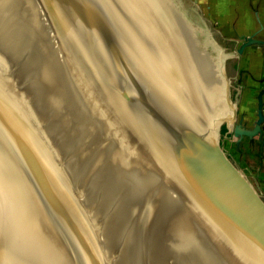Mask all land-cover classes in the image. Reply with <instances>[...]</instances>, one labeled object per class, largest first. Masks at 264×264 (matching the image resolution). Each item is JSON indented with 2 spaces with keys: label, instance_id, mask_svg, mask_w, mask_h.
<instances>
[{
  "label": "water",
  "instance_id": "water-1",
  "mask_svg": "<svg viewBox=\"0 0 264 264\" xmlns=\"http://www.w3.org/2000/svg\"><path fill=\"white\" fill-rule=\"evenodd\" d=\"M31 1L49 51L71 48L72 41L81 47L80 64L85 66L84 75L91 82L90 98L106 104L100 103L98 110L120 131L119 137L125 134L113 122L114 110L107 108L109 101H115L117 109L124 108L122 112H129L131 118L138 117L139 133H130L134 142L129 132L125 138L131 146L134 144L135 155L140 145L142 165L154 171L153 175L150 170L148 173L153 177L149 184L156 207L147 228L152 224L151 232L158 227L164 233V264H264L263 197L220 148L222 124L237 137L263 138L264 92L257 98L254 130L235 127L241 91L237 89L235 102L231 101V83L225 72L231 55L214 42L194 5L186 0H156L160 7L166 4L174 10L168 28L184 47L191 30L207 40L213 52L218 51L222 94L220 100L216 97L217 105L203 100L192 85V102L180 99L157 70L156 55L149 51L145 54L135 36L125 31L123 20L134 19L136 13L134 6L132 11L129 9L130 0ZM64 18L80 33L74 34L76 40L72 31L62 28ZM252 43L248 40L241 51ZM4 61L0 57L1 66ZM19 82L12 71L0 67V114L8 115L0 123V264H162L140 254V241L133 244L135 254L126 252L123 245L119 250L121 233L125 240L131 237V225L123 228L121 215L113 230L101 227L99 234V226L104 223L101 211L89 199L94 190H89L87 181L84 184L85 180L81 182V176L70 170L73 158L53 153L57 149L44 129L45 119L36 108L23 107L26 102L36 105L38 92L32 95ZM2 83L9 99L2 97ZM219 105L222 111L218 114ZM1 107L8 109L7 114ZM33 112L44 125L30 122ZM101 134L104 136L103 132L98 135ZM96 139L98 146L109 143L106 137L103 141ZM93 145L96 152L97 145ZM100 156L101 153L100 160L106 158ZM108 165H112L110 159ZM97 175L95 171L91 181ZM141 175L142 180L148 179L146 173ZM139 206L134 205L136 212ZM140 217L136 214L143 230ZM136 233L141 234L138 230Z\"/></svg>",
  "mask_w": 264,
  "mask_h": 264
},
{
  "label": "bare ground",
  "instance_id": "bare-ground-1",
  "mask_svg": "<svg viewBox=\"0 0 264 264\" xmlns=\"http://www.w3.org/2000/svg\"><path fill=\"white\" fill-rule=\"evenodd\" d=\"M14 1L16 2V4L13 3ZM130 1L133 4L130 3L129 9L132 11V7L134 6L136 13H134V19L130 17L131 19L123 20V23L125 25L124 27H126L125 31H128L130 34H133L135 36L136 43L140 45V49H143L145 54L146 51H149L156 55L158 64L157 70L163 75L166 81L167 75L171 77L173 86L172 88L177 91L178 96L181 100L191 103L193 96H195L192 92L191 85L195 87L197 93L202 92V88L197 81V68H199L200 66V55L202 54V51L204 52L203 42L209 48L213 49V47H210L207 43V40L201 37L196 31L191 30L188 31V34L191 41L195 43L194 46L196 47H192L191 45H189V42L187 43L188 45H185L184 47V44L180 41L175 32L173 33L168 28V26L171 25L170 16H175L174 10L170 8L169 5H163V8L167 12L166 13L164 9L160 7L159 3L156 2V0ZM178 1L180 2V0ZM126 2L129 1L126 0ZM8 6H11V15L13 12V8L16 9L18 14L17 16L19 17L20 15V18L18 19L20 20L19 22L21 25L20 30L21 32H23V34L26 35V42L23 40V38H18V32L13 30V27L11 26L12 24L8 22V20H10L8 16ZM34 8L35 6L31 0H0V25L5 29V32L8 31L9 34H12V37H14L12 41L13 46L20 54V56L24 59V61H26V64L43 76L44 80H46L49 86H51L50 89L51 93L54 94L53 96H56L54 89L56 88L57 91H61V93H64L65 96L67 94L69 100L74 103L73 104L70 101L72 109L70 106L68 107L66 113L67 117H65L66 119L68 118V116H72L74 119L79 117L74 120L75 123H81L82 126L86 128L89 127L90 130L91 128H95L96 130H98L99 128H104L105 130L107 129L106 131L103 130L104 136L106 138H108V135L110 133H112L114 136H118L120 131L118 133L117 131H115V133L111 131V129L115 125L113 126L110 121H105L104 124H101L95 112L93 111L90 113V116L94 118H89L85 112L89 108L86 109V107H83L81 109V107L77 103V99H74L72 97L75 96L80 98V94L82 92H88V96L91 95V82L89 78L87 79L84 75L86 74L84 70L85 66L80 64L82 54L79 56V53L81 52V47L78 46L77 43L72 41L69 43L71 48H59L55 49L54 52L49 51L46 46V44L49 43L46 42L44 37L42 38L43 30L38 23L39 18L37 16V11ZM138 8L143 11V14L146 15L145 17L141 16ZM138 15H140L139 19ZM13 16L15 17L16 15ZM64 20L65 21L63 22L62 28L69 32L72 31L74 39L76 40L77 37L75 35L77 34L80 36V33L73 25H71L70 23H66V21H68L66 18H64ZM190 26L191 24L188 25V28ZM105 27L107 29V26ZM63 36L65 37V33L63 34ZM19 39H21L25 43L32 44L34 46V49H32V51L29 50L28 45L22 44ZM190 43L192 44V42ZM216 52L219 60V53L218 51ZM53 54H57L58 57L54 56ZM143 57L145 58V55H143ZM57 81H60L61 84H64L65 92H62L61 88H57ZM3 87L4 86L2 83L1 94L3 98L7 99L8 97L4 94ZM108 90L114 94L111 88H109ZM114 91L116 92L115 89ZM22 95L26 96V93L23 92ZM38 96L40 95L38 94ZM104 98V100H107L106 95L104 96ZM38 99L40 100L41 96L38 97ZM69 100H66L67 103ZM41 102H43L42 99ZM53 102V108L51 107L52 110L55 111L56 115L61 116L57 102ZM102 102L103 101H96V103H94V106L100 103L103 104L104 102ZM114 102L109 101L107 107L110 110H114L111 112V115L115 118L113 122H116L120 125L121 129L123 130L122 133H124L125 136H128L127 132H129V135L130 133L134 134L133 131L138 134V131L140 130V122L139 119H137L138 117L136 118L132 115L131 118L129 112H122V110L125 111L124 108L119 107V109H117ZM28 103L29 102L23 104V107L27 108L28 105V108L29 106L32 107V109L36 108L39 112L38 100L35 103L36 106L33 103L30 105ZM104 105L106 107L105 103ZM1 108H3L5 113L7 114L8 109L6 110V107ZM94 110L99 112L97 108ZM45 113L39 112V114L44 119L46 118ZM6 116L0 114V123H2L1 121H6ZM47 121L48 123L46 122V126L44 127V129L46 130L48 136L51 138L50 141L53 143L52 145H54L55 149H57L58 151L57 152L56 150H53V153L55 154L56 152L57 155L59 153L61 157L65 156V158L67 157V159H69V157L73 158L70 170L75 172V174H78V177L81 176V182L85 180L84 184L87 181V188L89 190H94V194L92 192V195H90L91 198L89 197V199H91V201L93 200V202L91 203H93L94 207L99 212L101 211L100 214L103 213L101 218L103 219L104 225L99 226V234L102 232V230L100 232L101 227L103 229L105 228V231H108V228L112 230L114 229V227L117 225L118 214H121L123 228L129 225L134 226L137 221V214V216H141L140 221L142 220L144 224L143 230H138V232L141 234L138 236V238L136 237L135 233H131L130 238H128L129 235L127 234L126 236L128 239L125 240L124 234L121 233L123 239L121 240L120 245H123L125 247L126 252L135 254L133 244H135V241H140L143 248L140 253L141 255L143 254L144 257L147 255L149 258L164 264V260H162L164 259V233H162L158 227L155 233L151 232V229H153L152 224L148 226L149 230L147 228L149 220L153 221V215L151 211L154 213V208L156 207L154 200L155 197L153 198V195L150 192V190H152L153 188H151L149 184L150 180L153 179L151 175H153L154 171L152 173L149 168L147 169V166L144 163L142 165L139 152L141 151L140 145L138 146V149H136L137 155H135V151L132 150V146L134 144H132L131 146L129 141L127 142L125 136H123L122 134L120 137L118 136L123 148L120 146L116 148L114 146L111 147L113 151H110V153L112 154L114 159L110 162L112 165L109 167L108 162L107 164H105L104 160H100L98 158V151L95 152V150L90 146L85 148L83 147V144L86 142V137L88 135L79 134L73 137H68L61 133L65 132V130L61 127L66 128L68 125H60V121H56L55 123H53L50 121L49 117H47ZM30 122L36 123L39 126H42L43 124L41 119H39L34 114V112ZM75 123L74 125H71V131L73 129L77 130V125ZM52 128L55 130V132H57L58 140L54 138L57 135L53 132ZM90 130L88 131L89 134L92 131ZM50 131H52V135H50ZM104 136H102L101 134V136H98V139L100 141H103L105 140ZM130 138L134 142L131 135ZM124 139L126 140L125 144H123ZM129 146L131 147L130 150ZM6 151H10L9 148H6ZM133 157L135 158L134 162H132ZM83 163H85L86 165L80 168L79 166ZM98 166L99 169L97 168ZM149 170L151 173L150 176L148 173ZM95 171L98 172V175L96 177L94 176L93 180L91 181V177L95 173ZM141 173H146L148 179L142 180ZM136 203H139L140 205L139 211L137 212L134 208V205ZM118 211H120V213H118ZM102 235H104V232L102 233Z\"/></svg>",
  "mask_w": 264,
  "mask_h": 264
},
{
  "label": "rangeland",
  "instance_id": "rangeland-1",
  "mask_svg": "<svg viewBox=\"0 0 264 264\" xmlns=\"http://www.w3.org/2000/svg\"><path fill=\"white\" fill-rule=\"evenodd\" d=\"M186 1L189 4L191 3L194 5V8H196L195 10H197L198 15L201 17L202 21L207 25V28L211 33L214 42H216L220 46V48L224 50L226 55H231V58H229L225 64L226 76L231 83V89H230L231 101L235 102V99L238 95L237 89H240L241 91V95L239 96L240 103L238 106V113L241 109L240 111L241 114L240 113L238 114V119L235 127H239L243 131L254 130L253 124L255 123L256 125L258 121L257 102L256 99L254 100V98H258L259 94L261 92H264V66L262 67L260 65L262 64L263 57L262 59L260 57H254L251 60L250 50L248 49L250 47H253L254 49L260 51L261 53L262 52L264 53V37L262 40L260 38L257 39L256 36L253 37L252 35H249L248 33L249 30L247 31V33L243 34V36H241V33H239L238 30L240 29L241 24H243L244 22L243 14L248 12L249 8L243 7V5L238 4V2L234 0H186ZM11 6L10 7L8 6L9 7L8 16L9 19L11 20V21L8 20V22L12 24L11 26L13 27V30L18 32L17 33L18 38H23V40L26 42L27 37L20 30V26H21L19 22L20 20H18L20 18V15L19 17L17 16L18 15L17 11L14 8L12 10L14 14L12 12L11 15ZM13 15H16L17 17L15 16L16 17L15 18ZM187 37H189V35ZM13 39L14 37H12V34L10 35L8 31L5 32V29L0 25V44H1L0 57H3L5 59L3 65L1 66L0 64V67L5 68V70L12 71L13 75H15L17 79L20 80L19 85L21 86V88L26 89L27 91H29V93L35 96L38 92L43 102H41V99L39 100L38 98H36V102L38 100L40 113H45L46 111L45 121L47 123H48L47 117H49L50 121L53 123H55L56 121H60V125L62 124L68 125L66 128L61 127L62 129L65 130V132H61L62 134L68 137L69 136L73 137L79 134L88 135L86 137L85 147L90 146L93 148L94 143H96L97 145L98 141L97 142L95 141L96 138L94 136L98 137L99 136L98 134L100 132H103V130L105 129L99 128V130H96L95 128L94 129L91 128L92 130L91 131L89 127L86 128L82 126L81 123H75L74 120L79 117L74 119L72 116H68V118L66 119L65 117H67L66 113L68 107L70 106L72 109V105H71L72 101L69 100L67 94L66 97L64 93H61V91H57L56 88H54L56 96H53L54 94L51 93V89H50L51 86H49L46 80H44L43 76L39 74V72L33 70L29 65H27L26 61H24V59L17 52V50L12 44ZM19 40L22 44L28 45L29 50L32 51V49H34V46L32 44L25 43L21 39ZM248 40H251L253 43L241 51L243 45L248 44ZM188 42L189 45H191L192 47H196L194 46L195 43L191 41L190 37L188 38L187 43ZM190 42H192V44ZM215 70L216 72H218L217 67L215 68ZM8 76L9 75L7 74V77ZM216 78H217V73H216ZM167 83H170L172 85L171 77L168 75H167ZM56 84H57V88L59 87L62 89V92H65L64 84H61L60 81H57ZM29 86L31 89H29ZM80 96H81L80 98L75 96L72 97L74 99L75 98L77 99L78 101L77 103L79 104L81 109L83 107L84 108L86 107V109L89 108L88 110L85 111L89 118H94L90 116V113L93 111L98 117L99 122L101 124H104L106 121L104 115L100 111L97 112L94 110L96 108L98 109L100 105L98 104L94 106V103L96 102H94L90 98V96H88V92H82ZM67 99L69 100L68 103L66 101ZM53 101L57 102L61 116L56 115L55 111L52 110L53 108L52 103H54ZM242 112L245 113V115L243 116L244 118H241V115H243ZM74 123L77 125L76 126L77 130L73 129L71 131L72 129L71 125H74ZM113 128L111 129V131L115 133V131L117 130L115 127ZM89 130L91 131L90 134L88 133ZM53 132L56 133L57 135L54 138L58 140L57 132H55L54 129ZM50 135H52V131H50ZM118 136L117 135L114 136L112 133H110L108 135L109 143L107 145L106 144H102L103 146L97 145L98 156L101 153V156L106 157L103 159L105 161V164H107L108 159H110V162L114 159L112 154L110 153V151H113L111 147L112 146H114L115 148L119 146L122 147L121 141H119ZM262 139L263 138L260 139L258 136L252 139H250L248 136H244L242 138L237 137L233 132L229 131L226 124H222L220 126L221 150L225 154L230 155L231 158L229 156L228 158L231 161V163L237 168V170L241 171L246 176L245 179L249 182V184H251L255 188L256 192L263 197L261 198V201L264 203V193H261V191L257 187V184L255 183V180L252 178V175H250L251 170L248 169L247 166L243 167V165H247L248 163H250L249 158L252 154L260 153L261 155H263L262 145L259 142L262 141ZM94 150L96 149L94 148ZM107 152H108V156H107ZM245 160H246V164H244ZM94 213L95 214L98 213L99 215L98 211L95 212L94 210ZM118 213H120V211H118ZM89 215L90 216L93 215V210ZM102 215L103 213L100 214L99 216L102 217ZM120 215L121 214L117 215V223L118 222L120 223L119 221ZM136 230H141L138 221H136L134 226H129L130 233L134 232L135 234H137ZM120 246L121 248L119 250H122V245Z\"/></svg>",
  "mask_w": 264,
  "mask_h": 264
},
{
  "label": "crops",
  "instance_id": "crops-1",
  "mask_svg": "<svg viewBox=\"0 0 264 264\" xmlns=\"http://www.w3.org/2000/svg\"><path fill=\"white\" fill-rule=\"evenodd\" d=\"M234 1H237L238 4L243 5V7L249 8V11L243 14V18H244L243 24H241L239 30L237 29L239 33H241V36H243V34L247 33V31L249 30L248 32L249 35H252L253 37L256 36L257 39L260 38L262 40L264 37V0H234ZM203 49L204 52L202 51V54L200 55V59H201L199 61L200 66L199 68H197V75H198L197 81L199 82L202 88V92L200 93V95L203 97V100H208L209 103H213L214 105H217L219 103L218 102L215 103L216 97L218 96L220 100V94L222 91L220 78L218 77L219 74L215 70V66L218 68V55L216 51L213 52L214 49L209 48L204 42H203ZM248 50H250L251 60L254 57H260L261 59L263 57L262 64H260L263 67L264 53L263 52L261 53L260 51L254 49L253 47H250ZM215 72L217 73V78ZM255 99L257 102V109H258V99L254 98V100ZM219 107H216V112L218 114L221 113L222 111L221 107L220 108ZM263 112H264V100H263ZM242 114L243 115H241V118H244L243 116L245 115V113L242 112ZM254 125L255 123L253 124V127ZM262 129L264 132V125ZM259 142L262 145L263 155H261L260 153L252 154L249 158L250 163L244 165V167L247 166L248 169L251 170L250 175H252V178L255 180V183L257 184V187L261 191V193H264V136L262 141Z\"/></svg>",
  "mask_w": 264,
  "mask_h": 264
},
{
  "label": "flooded vegetation",
  "instance_id": "flooded-vegetation-1",
  "mask_svg": "<svg viewBox=\"0 0 264 264\" xmlns=\"http://www.w3.org/2000/svg\"><path fill=\"white\" fill-rule=\"evenodd\" d=\"M238 118V117H237ZM229 157H230V155H228ZM231 158V157H230ZM244 164H246V160L244 161ZM243 167H244V165H243Z\"/></svg>",
  "mask_w": 264,
  "mask_h": 264
}]
</instances>
